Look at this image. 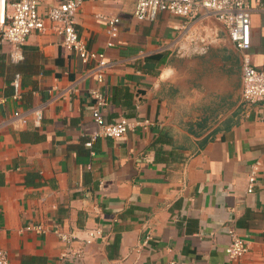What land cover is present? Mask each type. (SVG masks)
I'll list each match as a JSON object with an SVG mask.
<instances>
[{
    "label": "crops",
    "instance_id": "0c3cea01",
    "mask_svg": "<svg viewBox=\"0 0 264 264\" xmlns=\"http://www.w3.org/2000/svg\"><path fill=\"white\" fill-rule=\"evenodd\" d=\"M58 1L40 0L41 11ZM246 1L247 53L264 69V0ZM134 2L88 0L76 16L88 48L114 63L105 120L149 122L120 139L86 145L97 128L96 81L92 65L65 51L60 36L31 34L20 63L1 46L0 248L10 264H264V168L247 191L252 164L264 160V108L241 101L242 53L219 24L223 41L207 55L178 57L164 47L181 19L161 13L139 21ZM112 17L120 19L116 38L107 34ZM39 222L80 239L99 227L105 238L76 259L81 240L24 229ZM233 233L250 242L238 261L225 253Z\"/></svg>",
    "mask_w": 264,
    "mask_h": 264
},
{
    "label": "built area",
    "instance_id": "2783aa9c",
    "mask_svg": "<svg viewBox=\"0 0 264 264\" xmlns=\"http://www.w3.org/2000/svg\"><path fill=\"white\" fill-rule=\"evenodd\" d=\"M88 0H60L48 9L41 11L40 0H0V49L9 45V58L12 63H20L25 59L24 46L33 33L52 32L61 37L62 48L77 55L85 65H92L91 72L96 81V88L90 91L94 100L92 118L97 128L86 143L91 147L98 138L120 139L135 124L128 118L121 116L114 122H107L104 117L108 104L104 93L106 74L113 66L103 52L93 51L80 36L76 27V16L82 4ZM136 7L134 15L139 21L154 22L161 13H168L181 19L177 35L171 39L165 49L173 51L178 57H197L207 55L213 47L219 45L223 39L217 25H222L228 40L242 53V87L241 101L264 108V69L256 68L247 50L251 47V5L246 0H134ZM120 19H107V34L116 38L119 33ZM112 43L109 44L111 46ZM15 98L21 96L22 85L20 75H16L13 83ZM14 118L27 123V117L20 111H15ZM35 124L40 126L43 109L33 111ZM264 123V113L262 116ZM149 122L142 124L146 126ZM264 168V160L258 159L251 166L248 177V193H252ZM27 231L39 234L53 232L65 242L72 243L79 239L83 248L75 252L78 259L87 246L105 238L101 228L83 230L84 238H78L75 233H65L59 225H45L43 222L28 224ZM4 232L0 226V235ZM225 253L232 261H238L250 251V242L232 234V241L226 247ZM8 251L0 248V264H10Z\"/></svg>",
    "mask_w": 264,
    "mask_h": 264
}]
</instances>
